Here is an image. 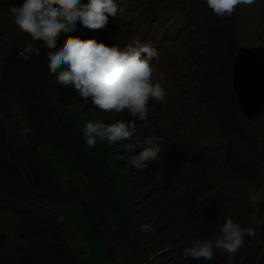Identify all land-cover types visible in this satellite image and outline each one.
Here are the masks:
<instances>
[{
  "label": "trees",
  "instance_id": "16d2710c",
  "mask_svg": "<svg viewBox=\"0 0 264 264\" xmlns=\"http://www.w3.org/2000/svg\"><path fill=\"white\" fill-rule=\"evenodd\" d=\"M146 4L181 16L167 33L184 34L190 43L186 98L198 110L197 123L207 121L220 143L189 150L165 127L161 133L140 128L134 140L116 145L105 140L87 147V120L110 124L131 117L105 113L73 86L60 84L48 68V50L37 45L39 56L26 53L31 38L5 12L0 16V209L14 214L28 245L0 264H227L229 259L264 264V230L245 237L235 256L216 250L212 261L182 257L194 240L214 239L226 218L255 228L251 216L264 211V192L256 205L249 203L248 192L254 179L257 191L264 190V139L251 127L255 120L245 119L232 85L238 48L246 46L240 39L241 5L221 19L205 0ZM251 6L264 46V0ZM69 35L98 38L77 25L75 32L59 35L57 48ZM153 135L162 159L137 171L128 158ZM142 224L154 231H143Z\"/></svg>",
  "mask_w": 264,
  "mask_h": 264
},
{
  "label": "clouds",
  "instance_id": "9594fccd",
  "mask_svg": "<svg viewBox=\"0 0 264 264\" xmlns=\"http://www.w3.org/2000/svg\"><path fill=\"white\" fill-rule=\"evenodd\" d=\"M256 2L257 0H205L207 6L221 19L231 17L239 5L251 6ZM146 7L149 14H154L155 23L162 25L161 27L165 26L168 17L163 18V15L166 12H157L147 4ZM10 11L16 27L31 38L24 51L39 56L40 47L37 45L45 47L48 50V68L52 74H57V81L60 84L73 86L81 98L85 100L91 98L93 105L105 113L131 117L129 120L116 119L110 124L87 120L83 128L87 147H95L98 141L107 140L110 145H116L131 138L134 140L137 130L147 128L153 120L155 108L170 99L171 92H165L159 82L153 81L154 65L151 62L159 55L158 49L162 46L160 43L155 42L157 46L148 44L151 41L140 34L135 35L136 39L128 37L132 44L125 46L118 44L109 46L99 42L107 39V35L111 33L99 31L106 27L109 17L115 18L118 13L123 12L117 0H23L21 6H12ZM78 24L83 29L92 30V36L98 34L97 40L93 37L81 39L79 36L69 35L63 45L57 48L59 35L75 32ZM173 27L165 26L160 36L152 34L150 37L164 40L182 35L185 41L188 40L184 34L168 35V30ZM187 46L189 53L190 43ZM188 65L190 71L177 92L185 104L188 101L185 91L189 87L188 78L191 73V66L189 63ZM188 104L195 118L198 110L189 101ZM187 117L188 120L192 118L190 113ZM197 134L198 137L195 140L191 139V143H184L189 150L214 142H205L201 133ZM144 144L142 151L128 158L137 171L147 168L148 162H159L162 159L160 143L155 135L146 138ZM262 192L264 190L250 195L249 203L258 204ZM71 209L77 210L75 207ZM12 216L14 217L13 213ZM15 223L17 230V222ZM141 229L145 232L154 231L149 224H142ZM245 237L256 238L257 229L244 227L229 217L225 219L214 239L194 240L191 246L182 249V257L212 261L216 250L227 253L229 257L235 256L244 245ZM227 264H232V260L229 259Z\"/></svg>",
  "mask_w": 264,
  "mask_h": 264
},
{
  "label": "rangeland",
  "instance_id": "374dc122",
  "mask_svg": "<svg viewBox=\"0 0 264 264\" xmlns=\"http://www.w3.org/2000/svg\"><path fill=\"white\" fill-rule=\"evenodd\" d=\"M146 1L117 0L123 12L118 13L115 18L109 17L106 27L99 31L103 33H109L111 31V33L107 35V39H104V41L100 40L99 42H103L109 46L113 44L125 46L132 44V40L128 37L136 39L135 35L140 34L151 41L148 44L157 46L155 42L160 43L162 46L158 49L159 55L151 62L154 65L153 81L159 82L165 92H171V96L166 103L155 108L153 112L154 118L147 126V131L161 133L163 128L166 127L170 129V136L178 134L182 141L185 139V142H192L191 139L195 140L198 137L197 132H200L205 142L214 141L219 143L217 132L211 131L209 124L198 125L194 118V113L190 110L188 101L185 104L177 93L180 85L184 82L190 71L189 61L187 60L189 54L187 45L189 41H185L182 35L164 40H156L150 37L152 34L160 36L165 26H174L169 24L179 21L181 16L166 12L163 18L168 17V22H165V26L161 27L162 25L155 23L156 19H154V14L148 13ZM21 5V0H0V16L5 17L7 14L13 18L10 8ZM251 7L241 5V8H239V19L242 29L240 39L248 47L261 45L258 37L259 28L257 26L259 20H256L254 12L250 9ZM243 9L244 11H242ZM175 12H177L176 9ZM14 26L16 27L15 23ZM78 26L81 25L78 24ZM110 38L111 40H108ZM188 113L192 116L190 120L187 117ZM0 120H2L1 114ZM251 127L258 136L264 139V113L251 124ZM258 187H260L259 182L257 179H254L250 185V189H248L249 195L255 194ZM251 219L254 222V227L257 229V232L261 234V230H264V211L261 214H253ZM27 245L28 241L21 238L16 230V223L12 212L1 209L0 261L2 263L11 262L23 252ZM34 246L40 252L46 253V249L40 243H34Z\"/></svg>",
  "mask_w": 264,
  "mask_h": 264
},
{
  "label": "water",
  "instance_id": "95a60500",
  "mask_svg": "<svg viewBox=\"0 0 264 264\" xmlns=\"http://www.w3.org/2000/svg\"><path fill=\"white\" fill-rule=\"evenodd\" d=\"M232 83L244 117L252 121L261 116L264 112V46L238 49Z\"/></svg>",
  "mask_w": 264,
  "mask_h": 264
}]
</instances>
